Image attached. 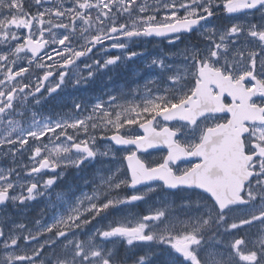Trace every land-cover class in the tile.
<instances>
[{"label":"snow or ice","instance_id":"1","mask_svg":"<svg viewBox=\"0 0 264 264\" xmlns=\"http://www.w3.org/2000/svg\"><path fill=\"white\" fill-rule=\"evenodd\" d=\"M149 41L161 54L142 86L32 111L87 92ZM45 137L66 146L53 154ZM160 145L162 163L138 155ZM186 157L197 162L181 169ZM0 158L14 165L0 167V264H264V0H0ZM95 165L93 194L47 199L69 168ZM152 197L148 214L122 215ZM41 198L31 224L10 214Z\"/></svg>","mask_w":264,"mask_h":264},{"label":"rangeland","instance_id":"2","mask_svg":"<svg viewBox=\"0 0 264 264\" xmlns=\"http://www.w3.org/2000/svg\"><path fill=\"white\" fill-rule=\"evenodd\" d=\"M146 2L149 3V4L153 3V2H151L149 0H146ZM143 45H144V47H147L149 49V51L147 52V55L145 57H139L136 60L130 62L126 66V68H120L121 73H119L117 75V78L120 77V81L119 82L117 81V78H114L111 81L110 84H107V83H105V76L106 75H112V73L102 74L100 76V77H102L101 86H98V84L95 83L93 85L94 88L98 87L103 92L105 90H107V89H120V88L128 89V88H134L137 85H141L142 86L143 84L147 83L149 79L155 78L156 74H155L154 71L144 70V63H145V61H146L148 56L159 55L161 53L158 50L159 48L158 47H154L151 42H148L147 44L144 43ZM131 47H132L133 50H136V49L141 47V43L133 44ZM157 50H158V52H157ZM21 56H23V54H21ZM22 62L25 63V65H26V61H22ZM137 72H140L141 74L139 76H137ZM123 82H127V83H123ZM129 85H131V86L129 87ZM68 107H70V106H68ZM68 107H64V106L61 107L60 112L61 111H67ZM54 113L55 112L49 113L46 110H44V113H42V115L44 117H47V116L53 115ZM17 120H19L20 123L22 124V126H25V127H27L29 122H30V121L29 122H25V120H23V119H17ZM44 142L47 144V150L50 151V152H53V154H55V151L57 149H62L63 147L66 146L65 144L61 143V141H59V140H53V141L49 142L48 137L44 138ZM62 155H63V153H62ZM159 156H160V154H152V155H149L148 158L151 159V160H155ZM161 157H162V155H161ZM121 167H123V166H121ZM88 168H86L82 173H80V177L81 176L87 177L86 176V172H87ZM99 168H100L99 165L93 166V180L99 181L100 177L106 175V173L99 171ZM75 172H76V170H75ZM75 182H76V180H71V179L59 182V186L55 188L54 192L49 193L47 199L48 200H52V201H57V207H59V203H60L59 198L63 196L65 199H67V196H65V194L68 193L69 190L66 189V186H68L69 184H71L72 193H75L76 196H79L82 192L91 195L88 185H85L84 183H79V185H75ZM163 198L164 199H169V197H167L166 195ZM159 199H160V197H152L145 203H139L138 204V209L142 213L137 212V213H135L136 215L134 214L133 209L137 208V206H136V207H134V208H132L130 210H125V213H122V215L128 214L129 212H130L132 217L146 215V214L149 213V211H151L152 207L159 201ZM39 203H41L43 205L42 208H44L45 204H46V200L41 198L40 202H38V203L34 202L33 207H36ZM31 209L32 208H30L28 210V212H30ZM9 211H10V214L15 219H17L18 221H20L22 223L31 224L32 221L37 219V218H35L34 220H32V218L29 216V214H27V212H26L25 215L21 216V215H19L17 213H12L11 210H9ZM51 215H52V211L50 210V211L47 212V214L45 216V219L50 218ZM181 217L183 218V214H181ZM24 218H28V222L24 221L23 220ZM93 223H95V222H93ZM101 223H102V225H106L107 221H102ZM81 239H85V237H81ZM217 251H220V250L216 249L215 247L209 248V252L210 253L214 254Z\"/></svg>","mask_w":264,"mask_h":264},{"label":"flooded vegetation","instance_id":"3","mask_svg":"<svg viewBox=\"0 0 264 264\" xmlns=\"http://www.w3.org/2000/svg\"><path fill=\"white\" fill-rule=\"evenodd\" d=\"M149 1L153 2V0H149ZM221 15H223V14H221ZM215 23H216V24H219V25H222V24L226 23V21H225L224 19H220V20L215 21ZM55 59L58 60L59 57H56ZM45 62H46V63H51V61H47V60H46ZM25 66H27V65H25ZM29 71L32 72L34 75H42V70H41V69L30 68ZM73 95H74V93H73ZM80 95H87V96H89V97H95V96H100V95H101V92H100V90L97 88V89L95 90V93L89 94L88 92H83V91H82ZM227 99H228V98H226V102H227ZM55 103H56L57 106H58V102H57V101H52V102L49 103V105L52 106V105H54ZM46 105H47V104H46ZM46 105H44L43 107L36 106V107L32 108V111H39L40 113H44V110H46ZM22 111H25V115L22 116V117L18 116V117H16L15 119H23V120H25V122H29V121L31 120L30 112H28V111H26V110H23V109H22ZM220 115L223 117V119H221L220 122H224V119H227V118H228L227 115H225V114H220ZM175 123H177V122H175ZM175 123H173V124H175ZM173 124H172V125H173ZM172 125H171V126H172ZM30 143H31V141H30ZM148 157H149V155L147 154V155H145L143 158H144L148 163H150V162H151V159H149ZM159 160H160V159H159ZM159 160H157V161H159ZM157 161H156V162H157ZM194 162H197V158H194L193 160H186V161L179 162L177 165H178V167H180L181 169H183V168H185V167L190 166V164H191V163H194ZM16 163H17V164H20V163H22V164H27V163H28L27 157L25 156V157L21 158V160H20V161H17ZM157 163H159V162H157ZM157 163H153V165H155V164H157ZM0 166H1V167H12V166H14V165H13V162H12L11 160H9V159H7V158H0ZM86 176H87V179H88L89 182H90V183L88 184L89 189H90V193L93 194V185H92V183H91V182L93 181V166H89V168L87 169V172H86ZM70 179H71V180H76L75 185H79V183H83V181H82L81 178H80V173L77 174V172H75V169H72V168H69V169L67 170L66 175H65V178H64L63 181L70 180ZM70 185H71V184H69L68 186H66V189H67V190H69V186H70ZM123 194H125V193H123ZM39 202H40V201H39ZM42 206H43V205H42L41 203H39V207H38V208H36V207H32V209H31L30 212L27 211V214H29V216L32 218V220H34L35 218H37L38 212H39V210L42 208ZM23 220L26 221V222H28V218H24Z\"/></svg>","mask_w":264,"mask_h":264},{"label":"trees","instance_id":"4","mask_svg":"<svg viewBox=\"0 0 264 264\" xmlns=\"http://www.w3.org/2000/svg\"><path fill=\"white\" fill-rule=\"evenodd\" d=\"M118 249L121 253H124L126 251V248L123 245H119Z\"/></svg>","mask_w":264,"mask_h":264},{"label":"water","instance_id":"5","mask_svg":"<svg viewBox=\"0 0 264 264\" xmlns=\"http://www.w3.org/2000/svg\"><path fill=\"white\" fill-rule=\"evenodd\" d=\"M157 148H167L165 145H160V146H158V147H156V148H152V149H157ZM151 149V148H150Z\"/></svg>","mask_w":264,"mask_h":264}]
</instances>
